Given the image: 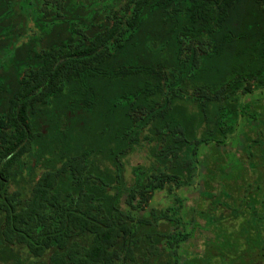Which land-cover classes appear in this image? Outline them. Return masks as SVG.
<instances>
[{"label": "trees", "instance_id": "16d2710c", "mask_svg": "<svg viewBox=\"0 0 264 264\" xmlns=\"http://www.w3.org/2000/svg\"><path fill=\"white\" fill-rule=\"evenodd\" d=\"M53 1L51 19L39 0L6 6L29 30L8 50L21 45L23 74L11 95L0 89V264H183L225 205L252 218L220 226L221 256L264 264L262 186L237 149L250 126L248 163L264 168L252 98L264 92V0H126L43 43L47 20L73 13ZM244 3L258 12L251 28L235 25ZM144 147L150 162L129 179L126 157Z\"/></svg>", "mask_w": 264, "mask_h": 264}, {"label": "rangeland", "instance_id": "374dc122", "mask_svg": "<svg viewBox=\"0 0 264 264\" xmlns=\"http://www.w3.org/2000/svg\"><path fill=\"white\" fill-rule=\"evenodd\" d=\"M63 6H65L69 11L73 13L63 12V16L61 20H56L55 27H52L49 19L55 17V4L53 0H39V2L46 5V10L41 8L42 12L40 15H48V20L45 26L43 25V34L45 41L43 43L60 41L63 38L67 37L70 34V31L74 26L80 27L81 21L80 18L83 17H91V21L93 19V11L101 7L102 5H108L107 13L113 15L115 12L117 13L120 8H122L126 4V0H61ZM13 4V0H0V89H4L7 95H11L14 91L16 84V80L19 79L23 71L17 66L24 58V51L19 48L14 52V55H11L8 50L12 47L14 41L17 39V36L21 34V32L25 29L26 31L29 28L26 26V20L21 18L17 14V5L15 6V10L11 12L10 15L6 13V6L9 4ZM87 8V11H83L79 9V7ZM237 11V12H236ZM233 13V17L235 18V25H241V27H245V25L250 24V28L253 27L255 16L258 15L256 5L253 3H244V5L238 8ZM36 17V16H35ZM38 19L40 16H37ZM105 22L107 21L105 17ZM98 20L96 21V23ZM102 22V21H100ZM39 23H42L39 21ZM260 24L259 31H264V23L256 22ZM244 25V26H243ZM32 28V27H30ZM250 33V32H249ZM34 38L29 39L27 42L28 45L32 44ZM249 41H251L249 39ZM36 47H40L41 43H35ZM242 45H238L241 47ZM30 47V46H29ZM128 54V49L125 50ZM134 57V56H131ZM99 91H102L99 89ZM253 100L258 104L260 103L264 107V92L262 94H253ZM246 116L251 115V110L246 109ZM249 118V117H248ZM264 120V115L262 116L261 122ZM245 133L241 136V143L239 145L238 153L240 157L244 160L245 166L248 167L249 173L251 172V177L249 180V184L251 183L254 187L253 190H256V185H261L262 189L256 190L262 194L264 199V168L257 170L256 167H252L248 163L247 153L250 148L254 150V144H250V139L254 136L253 130L250 126H245ZM250 137V139L247 137ZM258 145H262L263 143H257ZM257 146V145H256ZM255 147V148H254ZM147 148H138L133 151L130 155L126 157V170L127 176L130 179L131 169L136 165H148L150 160L147 156ZM258 154V152H257ZM264 156L261 158L263 161ZM259 162V161H258ZM264 162V161H263ZM264 164V163H263ZM190 198L188 205L196 206L200 205V200L198 198L197 193L187 194ZM168 200L166 193H158L155 196L154 205H159L158 207L163 206V203ZM205 205H209L208 202H204ZM216 223L212 224V228L209 231H198L196 232L193 239L189 240L182 248L183 250V264H241L240 260H231L226 256H221L220 253L223 252L221 248V237H218L220 226L222 227L224 224L229 225H237L240 222H246L252 218L251 210L247 208H243V211L240 214L234 215L231 213L229 206L225 205L220 208L215 213ZM217 219L219 221H217ZM214 223V222H213ZM230 228L234 226H229ZM223 246V245H222ZM243 262V261H242ZM243 264V263H242Z\"/></svg>", "mask_w": 264, "mask_h": 264}]
</instances>
